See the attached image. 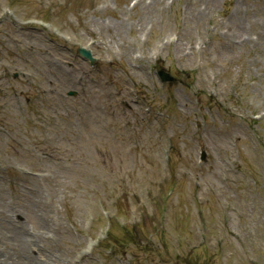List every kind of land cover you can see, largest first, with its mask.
<instances>
[{
    "label": "rangeland",
    "instance_id": "obj_1",
    "mask_svg": "<svg viewBox=\"0 0 264 264\" xmlns=\"http://www.w3.org/2000/svg\"><path fill=\"white\" fill-rule=\"evenodd\" d=\"M0 153L6 264H264V0H0Z\"/></svg>",
    "mask_w": 264,
    "mask_h": 264
},
{
    "label": "water",
    "instance_id": "obj_2",
    "mask_svg": "<svg viewBox=\"0 0 264 264\" xmlns=\"http://www.w3.org/2000/svg\"><path fill=\"white\" fill-rule=\"evenodd\" d=\"M80 54L83 55L84 57L91 59L89 53L83 49H80Z\"/></svg>",
    "mask_w": 264,
    "mask_h": 264
},
{
    "label": "bare ground",
    "instance_id": "obj_3",
    "mask_svg": "<svg viewBox=\"0 0 264 264\" xmlns=\"http://www.w3.org/2000/svg\"><path fill=\"white\" fill-rule=\"evenodd\" d=\"M0 156H2V154L0 153ZM27 245H28V243H25L24 245H23V248L25 249V250H27ZM0 263H3V264H6L7 262L3 259H0Z\"/></svg>",
    "mask_w": 264,
    "mask_h": 264
}]
</instances>
